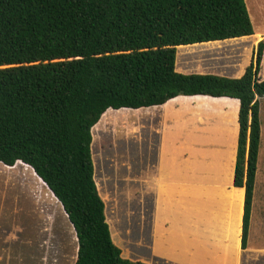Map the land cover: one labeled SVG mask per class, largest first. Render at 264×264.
<instances>
[{
    "label": "trees",
    "instance_id": "obj_1",
    "mask_svg": "<svg viewBox=\"0 0 264 264\" xmlns=\"http://www.w3.org/2000/svg\"><path fill=\"white\" fill-rule=\"evenodd\" d=\"M252 35L244 0H0V164L32 170L61 205L75 233L74 264H146L123 258L111 239L91 132L178 96L239 102L232 186L244 190L246 249L264 44L239 78L181 74L175 59L178 47Z\"/></svg>",
    "mask_w": 264,
    "mask_h": 264
},
{
    "label": "rangeland",
    "instance_id": "obj_2",
    "mask_svg": "<svg viewBox=\"0 0 264 264\" xmlns=\"http://www.w3.org/2000/svg\"><path fill=\"white\" fill-rule=\"evenodd\" d=\"M244 3L253 30L264 34V0H244ZM253 40L254 36L178 47L176 66L181 71L193 72L201 66L204 68L201 70L231 75L237 71L244 49L250 47ZM258 102L260 140L248 247L245 251L236 250L237 260L242 264H264V98ZM180 106L169 113L175 114ZM215 109L200 114L198 119L184 106L182 117H170L169 122L157 121L156 117L152 120L141 114L126 117L117 127L105 123L92 130L91 157L96 189L104 203L113 242L125 257H147L152 235L158 244L163 241L169 257L176 258L178 264L185 263L182 260L184 253L177 252L180 249L177 227L181 228L185 222L183 213L173 207H162L156 210L159 213L157 220L156 215L151 214L150 204L139 205L130 176L135 165L154 163L162 144L177 163L212 165L219 161L222 167L229 166L234 151V111L231 105L225 109L223 123ZM158 126L160 132H156ZM160 134H164L162 139ZM26 169L19 164L12 168L0 164V264H74L77 243L72 226L47 187ZM26 173L28 176L23 175ZM240 203L239 191L231 190L224 201L211 207L212 216L223 225L228 216L229 222L233 219L231 232L224 237L228 250L238 246ZM209 236L208 240L215 242L212 234ZM138 239H142L141 249L137 245Z\"/></svg>",
    "mask_w": 264,
    "mask_h": 264
},
{
    "label": "crops",
    "instance_id": "obj_3",
    "mask_svg": "<svg viewBox=\"0 0 264 264\" xmlns=\"http://www.w3.org/2000/svg\"><path fill=\"white\" fill-rule=\"evenodd\" d=\"M256 37L249 45V50L247 53V58L245 63L242 65L239 63L237 71L231 75H223L220 73L209 72L206 70H197L193 72H188L185 70L178 71L176 68L175 59V71L181 74H211L227 78H239L246 66L248 65L251 57V53L257 43L261 40L264 44V34L256 33L253 30V35L250 37ZM244 38V37H243ZM181 47V48H188ZM178 49V48H177ZM177 51V50H176ZM201 69H204L200 66ZM258 79L260 81L264 80V49L263 55L260 61V69L258 73ZM201 96L193 97H176L169 100L165 104L157 107H152L147 110L148 114L143 117H148L154 120L156 117L157 121H167L169 122L170 117L181 118L182 108L187 106L190 110V115L200 119V114L208 113L210 111H218V115L222 116L224 123V108L227 105H231L234 111L233 120V152L230 161V165L222 167V164L217 161L212 165H202L201 163H195L192 165L186 163H177L172 160L169 156V150L165 148V144L159 145L157 154L155 156V161L149 165H135L132 171V183L134 188L137 190L138 203L139 205H146L147 203L151 205V214L156 215L155 218L159 219V213L156 210L162 207L170 208L173 207L179 212L183 213L185 222L181 228L178 229L179 245L180 249L177 252L184 253L182 260L185 261L184 264H242L237 260L238 253L236 250L245 251L246 249H240V234H241V218H242V206H243V196L244 190L235 188L232 186L233 175H234V165L236 156V146H237V135H238V108L239 102L234 99L229 98H217L212 100L211 97H206V101H203ZM203 97V96H202ZM214 99V98H213ZM214 101V102H212ZM181 105V109L175 114H170L171 109ZM213 108V109H212ZM136 111V110H135ZM166 115H169L166 119ZM171 115V116H170ZM160 126L157 127L156 132H160ZM161 139L164 134H160ZM165 141V138H164ZM184 160H187L185 156L181 154ZM181 158V159H183ZM257 167V165H256ZM27 170V169H26ZM31 171L32 170H28ZM23 175H27L23 174ZM21 174V176H23ZM33 175V172H32ZM28 176V175H27ZM38 179L35 174L33 175ZM39 180V179H38ZM254 189V187H253ZM231 190H238L240 195V207L237 211V240L238 246L235 250H228L225 245L224 237L229 235L231 232L232 220L228 218L223 225L222 222L215 220L213 215L212 204L222 202L229 195ZM234 192L232 193V195ZM234 196V195H233ZM233 199V198H232ZM252 206V205H251ZM141 210V209H140ZM155 211V212H154ZM104 215L106 220V214L104 209ZM141 215V213H140ZM251 216V214H250ZM233 218V217H231ZM107 223V221H106ZM108 224V223H107ZM250 226V222H249ZM109 228V226H108ZM110 236L112 239L111 231L109 229ZM214 237L213 243L208 240L209 235ZM249 235V231H248ZM164 238V237H162ZM113 241V239H112ZM142 239H138L137 245L141 249ZM114 243V242H113ZM145 243V242H144ZM163 241L158 244L157 239L153 238L151 235V242L147 246L148 256H139L138 258H128L123 255L122 250L118 245H115L120 249L121 256L125 259L131 261H139L146 264H162L171 263L178 264L176 258L169 257L167 250L162 244ZM190 243H195L189 246ZM248 244V238H247ZM161 245V246H159ZM173 250V248H172ZM233 253L229 255V253ZM214 253L219 255L215 256ZM237 253V254H236ZM222 254H226L225 256Z\"/></svg>",
    "mask_w": 264,
    "mask_h": 264
}]
</instances>
